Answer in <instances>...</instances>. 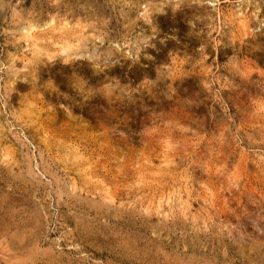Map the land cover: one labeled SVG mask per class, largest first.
Wrapping results in <instances>:
<instances>
[{"label": "rangeland", "instance_id": "rangeland-1", "mask_svg": "<svg viewBox=\"0 0 264 264\" xmlns=\"http://www.w3.org/2000/svg\"><path fill=\"white\" fill-rule=\"evenodd\" d=\"M0 264H264V0H0Z\"/></svg>", "mask_w": 264, "mask_h": 264}, {"label": "bare ground", "instance_id": "bare-ground-1", "mask_svg": "<svg viewBox=\"0 0 264 264\" xmlns=\"http://www.w3.org/2000/svg\"><path fill=\"white\" fill-rule=\"evenodd\" d=\"M212 6L214 5L213 3H210Z\"/></svg>", "mask_w": 264, "mask_h": 264}]
</instances>
